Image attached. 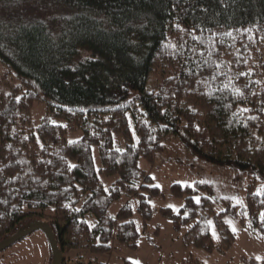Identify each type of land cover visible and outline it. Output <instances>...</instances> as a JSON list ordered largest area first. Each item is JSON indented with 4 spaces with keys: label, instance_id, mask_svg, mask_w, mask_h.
<instances>
[{
    "label": "trees",
    "instance_id": "1",
    "mask_svg": "<svg viewBox=\"0 0 264 264\" xmlns=\"http://www.w3.org/2000/svg\"><path fill=\"white\" fill-rule=\"evenodd\" d=\"M170 138L245 180L244 203L197 182L169 187L176 212L151 208L166 197L138 162ZM155 214L186 249L226 258L225 219L264 245V0H0V242L42 222L61 264H95L83 253L136 250Z\"/></svg>",
    "mask_w": 264,
    "mask_h": 264
},
{
    "label": "rangeland",
    "instance_id": "2",
    "mask_svg": "<svg viewBox=\"0 0 264 264\" xmlns=\"http://www.w3.org/2000/svg\"><path fill=\"white\" fill-rule=\"evenodd\" d=\"M43 112L42 105L34 106V125L43 116ZM80 137L81 133H73L67 136V140L76 141ZM113 142L117 150L124 148L119 135H113ZM164 147V151L157 156L152 164L142 159L138 162L139 169L152 179L153 185L159 188L166 197L165 200H152L150 202L151 208L155 210L170 208L176 212L181 207L182 202L168 198L169 187L173 184L192 187L197 182L212 185L218 198L224 199L233 205L244 203L243 187L245 180L242 181L240 177L235 179V174L226 169L201 163H189L193 158L184 152L180 143L175 139H167L164 142ZM93 154L95 166L98 169L100 163L96 149H94ZM177 161L187 162V164L181 165L176 163ZM114 180L115 178L101 179V182L105 187H108ZM123 202L125 200L113 205L110 214L116 215ZM225 223L237 235L236 243L226 258L217 254L210 255L193 248H184L181 241L184 230L181 232L173 231L170 222L161 218L158 214L153 216L146 232L138 241L136 250L113 243L112 250L107 254L92 255L84 252L83 256L85 261L91 260L95 264H123L125 261L132 264H182L190 256L204 264H239L241 258L264 260V245L261 242L250 238L246 233L240 232L238 230L239 226L235 222L225 219ZM156 232L157 235H155ZM211 233L213 241L218 242V235L214 227H212ZM147 238L151 239L153 244L149 243ZM75 254L76 252L70 253V256ZM49 258L46 238L40 231H37L1 254L0 264H49Z\"/></svg>",
    "mask_w": 264,
    "mask_h": 264
},
{
    "label": "water",
    "instance_id": "3",
    "mask_svg": "<svg viewBox=\"0 0 264 264\" xmlns=\"http://www.w3.org/2000/svg\"><path fill=\"white\" fill-rule=\"evenodd\" d=\"M40 231L46 238V241L49 245L51 254H52V263L51 264H61L62 262V255L59 252L57 243L55 241L54 235L49 228V226L45 223L38 222L33 224L31 227L27 228L26 230L19 231L15 233L12 237L0 242V254L11 247H13L18 242L24 240L31 234Z\"/></svg>",
    "mask_w": 264,
    "mask_h": 264
}]
</instances>
